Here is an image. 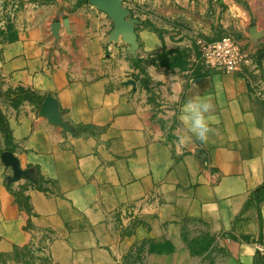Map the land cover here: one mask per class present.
Returning a JSON list of instances; mask_svg holds the SVG:
<instances>
[{
	"label": "crops",
	"instance_id": "0c3cea01",
	"mask_svg": "<svg viewBox=\"0 0 264 264\" xmlns=\"http://www.w3.org/2000/svg\"><path fill=\"white\" fill-rule=\"evenodd\" d=\"M128 1L146 8L133 16L135 55L82 0H0V118L13 146L0 127V264H182L185 233L207 243L200 261L258 264L264 56L255 74L205 71L197 40L234 35L258 60L264 39L249 29L253 19L264 32V0ZM196 96L214 105L207 142L179 119ZM47 98L55 114L42 113Z\"/></svg>",
	"mask_w": 264,
	"mask_h": 264
},
{
	"label": "built area",
	"instance_id": "2783aa9c",
	"mask_svg": "<svg viewBox=\"0 0 264 264\" xmlns=\"http://www.w3.org/2000/svg\"><path fill=\"white\" fill-rule=\"evenodd\" d=\"M197 46L200 54L199 65L202 70L227 74H239L246 68H250L254 74L259 71L258 60L252 58L241 41L232 36H223L215 41L198 39ZM255 82L257 97L264 99V80L256 78Z\"/></svg>",
	"mask_w": 264,
	"mask_h": 264
},
{
	"label": "water",
	"instance_id": "95a60500",
	"mask_svg": "<svg viewBox=\"0 0 264 264\" xmlns=\"http://www.w3.org/2000/svg\"><path fill=\"white\" fill-rule=\"evenodd\" d=\"M88 3L99 11L107 14L113 21L114 30L112 31V40L116 41L121 37V39L130 46V51L135 53L138 50L136 35L137 21L128 18L129 13L123 7V0H88ZM67 23L68 20H65L63 23L64 26H66ZM59 26V23H54L51 26L54 37H57ZM249 38L252 42L257 43L264 39V32L259 31L256 27H251L249 29ZM262 56H264V53H261L258 57L259 62ZM50 110L52 114H55L56 102L52 98H47L42 105V113L46 114V112ZM2 161L13 167L16 173L15 179H18L22 175L17 159L10 152H5L2 155Z\"/></svg>",
	"mask_w": 264,
	"mask_h": 264
},
{
	"label": "clouds",
	"instance_id": "9594fccd",
	"mask_svg": "<svg viewBox=\"0 0 264 264\" xmlns=\"http://www.w3.org/2000/svg\"><path fill=\"white\" fill-rule=\"evenodd\" d=\"M214 105L210 98L196 96L187 100L181 108L180 121L187 127L188 132L201 142H207L209 134L212 132L210 127L214 117L211 113ZM191 140V136L181 138V143Z\"/></svg>",
	"mask_w": 264,
	"mask_h": 264
},
{
	"label": "rangeland",
	"instance_id": "374dc122",
	"mask_svg": "<svg viewBox=\"0 0 264 264\" xmlns=\"http://www.w3.org/2000/svg\"><path fill=\"white\" fill-rule=\"evenodd\" d=\"M238 1H240V0H238ZM123 7L128 11V13H129L128 18L131 20H136L135 18H133L134 15H139V13H140V15H143L142 12L144 13L146 11V8L141 7V6L135 7L128 0H126V1L124 0ZM252 23H254V25H255V21L253 19L251 20V24ZM137 24H138V21H137ZM251 24H250V27H251ZM226 36H232V37L240 40L239 38H237L234 35H226ZM128 47H129V51H130V46L128 45ZM135 53H132V55H135ZM191 236L192 235L190 233H185L184 235H182V253H184V255L186 257V258H182V264H211V257L209 254L207 256L202 257L201 261L198 260V258H196V256H202L203 254L206 253V251L208 249L207 248L208 245L206 246L207 243L201 242V241H199V239H194ZM41 263L45 264L43 262H41ZM41 263H39V264H41Z\"/></svg>",
	"mask_w": 264,
	"mask_h": 264
},
{
	"label": "trees",
	"instance_id": "16d2710c",
	"mask_svg": "<svg viewBox=\"0 0 264 264\" xmlns=\"http://www.w3.org/2000/svg\"><path fill=\"white\" fill-rule=\"evenodd\" d=\"M82 3H88V0H82ZM251 26H254V23L251 24ZM17 98L25 99V98H30L31 94L27 91H24L22 89H19L17 92ZM0 127L2 128L3 132L6 135V144L9 149H11L12 146V137H11V132L10 130L6 127L4 124V121L0 118ZM16 200L20 207L22 208H27L26 201L23 197L22 194L20 193H15ZM252 202H254L257 206H260L262 203H264V189L257 191L256 193L253 194L251 197ZM264 259L261 256H258V264H264Z\"/></svg>",
	"mask_w": 264,
	"mask_h": 264
}]
</instances>
